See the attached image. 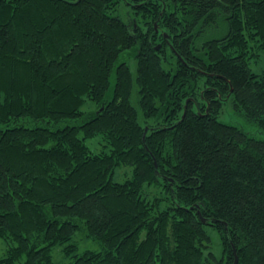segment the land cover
I'll use <instances>...</instances> for the list:
<instances>
[{
	"label": "trees",
	"instance_id": "16d2710c",
	"mask_svg": "<svg viewBox=\"0 0 264 264\" xmlns=\"http://www.w3.org/2000/svg\"><path fill=\"white\" fill-rule=\"evenodd\" d=\"M262 55L264 0H0V264H264Z\"/></svg>",
	"mask_w": 264,
	"mask_h": 264
},
{
	"label": "rangeland",
	"instance_id": "374dc122",
	"mask_svg": "<svg viewBox=\"0 0 264 264\" xmlns=\"http://www.w3.org/2000/svg\"><path fill=\"white\" fill-rule=\"evenodd\" d=\"M121 16L124 18V20H127L126 13L123 11L120 13ZM226 27L223 25L222 27L216 29L215 34H211L209 37H216V36H222L226 32ZM122 59V57H121ZM126 61H128V64L130 65L132 75H134V78L137 77V69H138V64H137V59L134 58L133 56H128L125 55L123 57ZM251 63H250V68L254 70L255 72L262 74L264 73V55L261 56L260 59H254L251 58ZM111 79V86H110V92L114 89V85L116 82V76L113 74ZM134 89L131 95L132 98V103L138 109L139 114H140V119L143 118L142 114V109L140 108L139 104V98H138V86L136 84L134 85ZM223 108L219 113V118L220 120L224 121L227 124H234L240 128H243L245 131H247L250 135L253 137H257L259 139L264 140V132L260 131L259 127L256 126L254 122H251L244 113L236 109L235 105L233 102L230 100H227L226 102L223 103ZM92 106V103L90 100H87L84 103V106L82 110H88ZM3 127L0 124V128ZM86 144L89 145L90 149L95 152H101V151H106V153H109L110 151V145L106 143V141L103 139L102 134H98L97 136L93 138H88L85 141ZM133 165H124L121 164V166H117L115 169V172L113 174V178L117 182H121L126 180L127 178L132 177V172H133ZM151 190V196H153L156 192L162 191L161 188H152L149 187ZM166 206V202L163 201L162 207ZM210 237H211V242L208 247H205L204 250L206 251V254L209 255L210 252H213L217 258H220L222 256V240L220 238V234L218 230L215 227H207ZM77 240H79V252L83 251L84 249H96L99 250L101 249V245L95 240L87 239L83 235V233H79ZM80 237H83L80 239ZM63 245H58L54 251H53V258L56 264H69L70 260L72 258L67 259L64 257V252H63ZM8 245L7 241L4 238H0V258L1 256H4L7 252Z\"/></svg>",
	"mask_w": 264,
	"mask_h": 264
},
{
	"label": "water",
	"instance_id": "95a60500",
	"mask_svg": "<svg viewBox=\"0 0 264 264\" xmlns=\"http://www.w3.org/2000/svg\"><path fill=\"white\" fill-rule=\"evenodd\" d=\"M157 48H159V47H157ZM184 116V115H183ZM183 118V117H182ZM148 133V127H146L145 128V134H144V141H145V137H146V134ZM155 164H156V167H158V164L156 163V160H155ZM202 218V217H201ZM203 219V221L205 222V223H208L209 221H207V220H205L204 218H202ZM236 261H237V259H236ZM238 263V261L236 262V264Z\"/></svg>",
	"mask_w": 264,
	"mask_h": 264
}]
</instances>
